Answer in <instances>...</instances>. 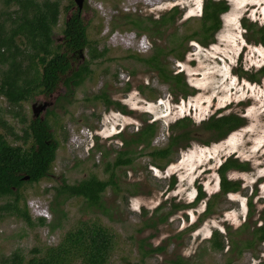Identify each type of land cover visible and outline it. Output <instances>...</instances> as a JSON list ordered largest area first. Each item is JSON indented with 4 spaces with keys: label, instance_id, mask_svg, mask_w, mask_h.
<instances>
[{
    "label": "rangeland",
    "instance_id": "obj_1",
    "mask_svg": "<svg viewBox=\"0 0 264 264\" xmlns=\"http://www.w3.org/2000/svg\"><path fill=\"white\" fill-rule=\"evenodd\" d=\"M57 1L61 13L54 37L59 41L72 0ZM130 1L135 0H86L82 17L88 25L87 37L93 47L98 50L107 47L109 52L103 58L90 60L85 49L84 61L92 74L72 95L49 107L53 113L48 120L59 142L52 174L39 183L26 182L20 190L32 219L44 218L47 224L55 223L58 218L51 211L54 188L63 181L74 184L90 175L108 179L107 161L113 160L123 147L119 136L130 137L145 121L157 123L153 148L165 147L170 124L186 116L196 126L214 114L236 113L247 122L225 139L208 145L205 144L208 136L199 133L190 147L175 152L169 162H152L144 155L132 165L120 167L117 170L120 189L110 187L103 195L106 211L91 207L83 198H71L60 207L66 216L54 230L48 226L30 227L15 216L0 217V264L5 259L10 261L14 253L22 256L24 262L43 257L48 248L62 243L66 233L76 231L82 221L101 225L113 234L108 264H264V242L246 246L254 229L261 226L264 210V78L255 82L248 78L264 66V47L250 40L243 26L244 19L258 27L264 25V0H225L230 9L222 15V27L214 43L204 47L188 41L182 48L183 60L174 54L167 58L168 69L173 74L182 72L194 90L177 101L169 84L140 60L153 54L150 38L130 24L124 25L125 20L117 19L125 14L158 19L179 7L181 17L157 40L163 47H177L185 34L199 28L204 0H150L133 4ZM3 10L0 1V15ZM117 22L120 26L114 31L113 24ZM131 34L135 35V42L128 41ZM141 37L147 40L144 52L135 44ZM127 85L130 90L124 91ZM102 91L125 107L126 112L114 105L107 109L101 100L94 99ZM45 100L49 99L35 95L20 106H10L1 97L0 119L6 121L12 133L22 136L32 118V103ZM18 112L27 118L26 125L15 116ZM0 133L6 134L12 145H22V141L13 140L12 133L1 126ZM96 144L99 150L94 148ZM92 146L94 150H89ZM230 157L249 163L250 170L230 171L229 178L241 182L240 189L213 198L220 192L218 168ZM200 186L206 197L194 204ZM11 199L12 196L0 197V205ZM209 200L212 211L205 217ZM175 204L185 207L166 221L158 222L156 227H147L150 220L164 217ZM160 206L163 208L157 211ZM40 210H47L48 215L42 216ZM214 230L225 237L224 251L211 249L209 240ZM231 238L241 241L242 252L239 249L229 252ZM156 247L165 249L145 255ZM73 264L81 263L76 260Z\"/></svg>",
    "mask_w": 264,
    "mask_h": 264
},
{
    "label": "trees",
    "instance_id": "obj_2",
    "mask_svg": "<svg viewBox=\"0 0 264 264\" xmlns=\"http://www.w3.org/2000/svg\"><path fill=\"white\" fill-rule=\"evenodd\" d=\"M0 1L4 6L0 15L2 18L0 21V98H5L10 106H20L35 95L48 98L63 85L67 88V95L60 96L58 103L60 99L72 95L73 90L92 74L86 62L79 65L78 69L76 66L71 67L72 54L87 49L90 60H94L105 57L109 52L107 47L98 50L91 45L87 37L88 25L77 13H74L70 19L64 20L62 40L57 42L54 30L59 24L61 13L60 3L57 0ZM229 9L230 6L225 0H204L199 28L190 34H185L177 47H163L157 43V40H160L169 28L175 26L182 15L179 7L172 8L158 19H154L153 16L125 14L117 20H125L124 25L128 23L139 33H145L150 38L153 54L140 60L155 70L162 82L169 84L170 93L177 101L179 98L185 99L194 90L190 88L182 72L173 74V71L168 69L167 58L174 54L178 60H183L185 52L182 48L184 49V44L188 41L198 42L204 47L214 43L215 36L222 27V15ZM119 26L120 22L114 23L112 30L115 31ZM243 26L249 34V39L264 47V25L258 27L256 23H248V20L244 19ZM248 78L252 82L260 81V78H264V66ZM128 90H130L129 85L124 91ZM94 99L101 100L107 109L112 105L121 108L122 111L126 109L119 102L113 101L105 91L94 96ZM52 113L48 112L43 121L40 118L31 119L27 127L23 129L22 136L12 133L6 121L0 119V126L6 129L7 133H12L13 140L22 141V145H12L7 140L6 134L0 133V197L12 196L11 200L0 205V217L15 216L30 227L48 226L51 230L61 226V219L66 216V213L60 207L71 198H83L91 207L106 211L103 195L110 187L120 189L117 170L120 167L132 165L139 156L147 155L152 162L164 160L169 162L175 152L190 147L199 133L208 136L205 140V144L208 145L225 139L247 122L245 117L236 113L220 116L214 114L196 126L193 119L186 116L170 124L168 127L170 134L165 147L153 148V140L158 134L157 123L145 121L143 126L130 137L127 138L123 134L119 136L123 147L118 150L113 160L107 161L105 172L109 174L108 179L101 180L96 175H90L74 184L63 181L62 185L54 188L51 211L58 219L55 223L47 224L44 218L36 221L32 219L20 190L26 183L22 176L30 177L28 183H39L52 174L53 163L59 148V142L55 139L48 120V116ZM15 116L20 117V123L26 125L27 118L24 114L18 112ZM94 148L100 149L98 144ZM249 170V163L241 162L234 157L226 158L218 168L220 192L213 198L226 196L240 189L241 182L230 179L228 176L230 171L248 172ZM49 192L50 190L47 189L46 193ZM205 197L206 193L200 186L194 204ZM212 206V200H209L204 213L205 217L211 214ZM250 206L252 207L251 202ZM173 207V210L159 220H150L147 227H156L158 222L166 221L168 216L185 206L175 204ZM162 208L163 206L158 207L157 211H161ZM260 218L262 224L254 229L252 240L246 244L247 247L264 242V210ZM243 228H248V225L245 224ZM240 231L241 229L238 233ZM224 238L218 230H214L209 240L211 249L224 251L226 248ZM230 243V253L237 249H239L238 252H242L239 239L231 238ZM113 245L114 236L107 228L82 221L76 231L66 233L62 243L57 247L48 248L43 257H32L24 262L22 256L14 253L10 261L5 259L2 264H73L76 260H79L81 264H108ZM164 249V247L150 248L145 255L162 252Z\"/></svg>",
    "mask_w": 264,
    "mask_h": 264
},
{
    "label": "flooded vegetation",
    "instance_id": "obj_3",
    "mask_svg": "<svg viewBox=\"0 0 264 264\" xmlns=\"http://www.w3.org/2000/svg\"><path fill=\"white\" fill-rule=\"evenodd\" d=\"M85 4H86V0H84V2H83V7H82V9L80 10V8H79L78 6H76L75 2L72 0V6L70 7V15H69V17H67V20L70 19L71 16H72L74 13H77L81 18H83V17H82V12H83V9H85V6H86ZM83 20H84V19H83ZM60 40H62V36H61V38L59 39V41H60ZM59 41H57V42H59ZM84 62H85V61H84V57H83V52L81 53V51H79V52H76V53H73V54H72V59H71V62H70L71 67L76 66V69H78L79 65L83 64ZM62 89L65 90L64 93L62 92ZM57 91H59L60 94H59V96L56 98V103H55V104H57V100H58V98H59L60 96H66V95H67V88H66L65 86H63V85H61V86H60L55 92H57ZM55 92H54V93H55ZM52 94H53V93H52ZM50 95H51V94H50ZM50 95H49V97H50ZM41 97H42V98H45V96H43V95H41ZM49 97H48V99H49ZM45 99H47V98H45ZM55 106H56V105H55ZM55 106H54V107H55ZM51 109H53V108H48V109H47L46 114H44V119H45V116L47 115V113L51 111ZM42 114H43V113H42ZM38 118H40V116H39ZM38 118L33 119V117H32L31 119L36 120V119H38ZM24 176H25V175H24ZM24 176H22L21 178L23 179ZM29 180H30V179H29ZM29 180H24V179H23L24 182H28Z\"/></svg>",
    "mask_w": 264,
    "mask_h": 264
},
{
    "label": "water",
    "instance_id": "obj_4",
    "mask_svg": "<svg viewBox=\"0 0 264 264\" xmlns=\"http://www.w3.org/2000/svg\"><path fill=\"white\" fill-rule=\"evenodd\" d=\"M73 1L75 2L76 6H78L80 8V10H81L82 7H83L84 0H73ZM81 53H82V51H81ZM62 92L64 93L65 90L62 89ZM59 94H60V92L57 91V92H55V93L50 95L49 100H45L43 102L35 101L34 103H32L31 110H32L33 119L38 118L40 116V120L43 121L44 120V114H46L47 109L49 107H52V106L55 105L56 98L59 96ZM23 179L24 180H29L30 177L29 176H24Z\"/></svg>",
    "mask_w": 264,
    "mask_h": 264
},
{
    "label": "built area",
    "instance_id": "obj_5",
    "mask_svg": "<svg viewBox=\"0 0 264 264\" xmlns=\"http://www.w3.org/2000/svg\"><path fill=\"white\" fill-rule=\"evenodd\" d=\"M138 1H144L146 3H150L151 2L150 0H135V1H130V4H133V3L138 2ZM128 41L129 42H135V35L134 34L129 35L128 36ZM135 44L137 45V48H138L139 51H142V52L146 51V49H147L146 37H141L139 40L136 41ZM32 204L34 206V202ZM40 213L44 217L46 215H48L47 214V210H40Z\"/></svg>",
    "mask_w": 264,
    "mask_h": 264
},
{
    "label": "clouds",
    "instance_id": "obj_6",
    "mask_svg": "<svg viewBox=\"0 0 264 264\" xmlns=\"http://www.w3.org/2000/svg\"><path fill=\"white\" fill-rule=\"evenodd\" d=\"M93 148V146L91 148H89V150H91Z\"/></svg>",
    "mask_w": 264,
    "mask_h": 264
}]
</instances>
